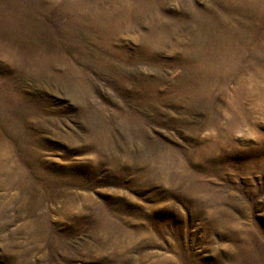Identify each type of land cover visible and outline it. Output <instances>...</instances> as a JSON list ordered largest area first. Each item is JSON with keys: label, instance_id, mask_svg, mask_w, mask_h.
Masks as SVG:
<instances>
[{"label": "rangeland", "instance_id": "rangeland-1", "mask_svg": "<svg viewBox=\"0 0 264 264\" xmlns=\"http://www.w3.org/2000/svg\"><path fill=\"white\" fill-rule=\"evenodd\" d=\"M263 140L264 0H0V264H264Z\"/></svg>", "mask_w": 264, "mask_h": 264}, {"label": "bare ground", "instance_id": "bare-ground-1", "mask_svg": "<svg viewBox=\"0 0 264 264\" xmlns=\"http://www.w3.org/2000/svg\"><path fill=\"white\" fill-rule=\"evenodd\" d=\"M260 138H261V137H260ZM263 142H264V140H263ZM263 142H262V143H263ZM261 148H263V150H264V144H261ZM260 151H261V150H259L256 154L259 155Z\"/></svg>", "mask_w": 264, "mask_h": 264}]
</instances>
